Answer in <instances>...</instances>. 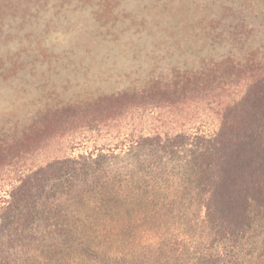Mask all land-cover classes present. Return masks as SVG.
<instances>
[{
  "label": "rangeland",
  "instance_id": "rangeland-1",
  "mask_svg": "<svg viewBox=\"0 0 264 264\" xmlns=\"http://www.w3.org/2000/svg\"><path fill=\"white\" fill-rule=\"evenodd\" d=\"M258 62L263 72L264 0H0V142L67 105ZM148 157L122 154L70 181L52 202L62 217L34 227L37 239L12 264H204L213 237L191 154L140 166ZM255 229L227 246L240 264H264V219ZM4 233L1 244L14 238ZM85 245L100 257L83 256Z\"/></svg>",
  "mask_w": 264,
  "mask_h": 264
},
{
  "label": "trees",
  "instance_id": "trees-1",
  "mask_svg": "<svg viewBox=\"0 0 264 264\" xmlns=\"http://www.w3.org/2000/svg\"><path fill=\"white\" fill-rule=\"evenodd\" d=\"M259 64L152 81L93 103L67 105L47 114L43 126L32 127L19 141L0 142V264H12L37 239L34 227L62 217L53 199L82 172L87 176L107 160L133 152L150 156L139 160L142 167L162 165V156L182 150L191 154L189 164L198 172L199 211L213 237L204 264H240L227 246L238 249L264 219V71ZM45 139L50 149L39 156L35 151ZM6 229L14 238L1 244ZM41 240L47 244V236ZM47 248L48 254L61 253ZM80 251L87 259L100 257L88 245Z\"/></svg>",
  "mask_w": 264,
  "mask_h": 264
}]
</instances>
